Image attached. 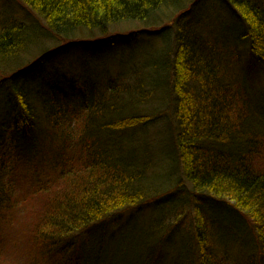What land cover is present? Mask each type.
Segmentation results:
<instances>
[{"label": "trees", "instance_id": "1", "mask_svg": "<svg viewBox=\"0 0 264 264\" xmlns=\"http://www.w3.org/2000/svg\"><path fill=\"white\" fill-rule=\"evenodd\" d=\"M14 1L24 11L23 19L59 41L54 52H46L30 66H21L40 30L17 18L0 20V69L14 67L9 77L2 76L0 89L5 90L6 110L16 113L17 132L28 146V153H24H32L36 132L58 139L54 155L46 153L37 159L52 165L45 179L33 182L30 190L41 202L38 206H42L43 222L33 231L42 243L45 241V250L61 240L71 243L97 227L103 237L92 246L98 264L100 255L109 264H145L148 259L153 264L161 255V238L149 240L144 251L133 254L123 249L121 241L105 250L116 215L157 200L144 183L154 158L149 148V126L153 128L162 114L145 111L142 106L161 101L160 107L173 109L174 126L170 122L167 130L158 131L155 143L161 144L162 150L164 144L172 150L173 168L181 169L196 197L214 202L216 216L235 214L238 230L248 235L243 247L251 246L254 252L250 264H264V166L258 164L264 155V132L259 130L261 122L252 119L248 100L241 99L236 87L225 83L227 67L221 68L211 49L208 51L212 53L206 51L207 46L213 48L210 39L184 22L201 0ZM221 2L238 18L240 40L248 45L250 58L262 65L264 0ZM167 8L177 11V48L162 57L158 66L156 62L153 84L151 76L138 72L136 80L130 82L112 75L109 68L127 56L118 48H130L132 55L139 45L138 33L113 32V27L129 22L151 26L149 21L160 18L161 10ZM145 31L148 36L154 33ZM82 34L93 39L79 38ZM81 49L91 60L97 58V51L108 52L106 64L91 67L88 63L75 78L46 70L52 56L72 55ZM28 78L33 79L17 87L19 81ZM5 193L0 190V222L8 225L14 205L3 202ZM36 217L40 219V215ZM180 221L177 218L176 227L168 233V242L176 231L181 233ZM216 222L212 224L198 210L191 228L193 247L183 245L182 240L174 244L175 251L180 248L183 253L182 264L189 262L191 254H197L199 264H226L227 259L220 257L223 251L217 249ZM126 237L133 241L130 234Z\"/></svg>", "mask_w": 264, "mask_h": 264}, {"label": "rangeland", "instance_id": "2", "mask_svg": "<svg viewBox=\"0 0 264 264\" xmlns=\"http://www.w3.org/2000/svg\"><path fill=\"white\" fill-rule=\"evenodd\" d=\"M193 1L195 0H187V3ZM176 15L175 9L167 8L161 10L160 18L149 21L151 26L129 22L113 27V32L138 33L136 39L139 45L138 48H134L136 54L132 55H129L133 51L130 48L128 50L118 48L120 54L127 56L120 57L117 61L118 65L109 68L111 74L118 79L125 77L130 82L135 81L134 77L140 73L151 76V84H153L157 79L156 62L158 66L160 62L162 63V57H165L169 51L176 52L178 36V28L175 25ZM24 16V11L14 0H0V20L17 18L29 28L40 30L37 31L36 41L30 46V51L22 58L21 66H30L46 52H54L53 50L59 46V41L47 37V33L43 31L44 28L42 30L26 21L23 19ZM237 19L221 0H201L195 13L185 18L184 22L197 34L210 39L213 48L207 46L206 51L212 53L209 52L211 49L216 55L215 61L221 64V68L227 67L225 83L236 87L241 99L248 100L251 105L252 119L255 117L256 123L261 122L262 127H259L261 128L259 130L264 132V63L260 65L250 58L248 45L240 40L242 26ZM146 29L154 32L152 36L144 35ZM82 36L79 38L93 39L88 37V34H82ZM82 50L84 49L73 51L72 55H69L71 53L69 52L52 56L45 64L46 70L75 78L88 67V63L91 67L106 64L108 52L97 51L94 53V57L97 58L91 60L88 59L89 54L83 53ZM13 69L14 67L0 69V81L2 76L9 77ZM30 79L33 78L19 81L17 87ZM60 80H64L63 77ZM4 95L5 90L0 89V190H5L2 200L4 203L14 205V213L8 225L0 222V262L3 264H86L90 261V264H98L92 246L98 244V240L103 238L101 228L92 227L89 232L81 233L71 243L65 240L54 242L50 248H46L48 250H45V241L42 243V240L34 233L33 229L41 227L43 220L42 206H38L41 202L30 194L31 184L36 183L39 178L45 179L44 175L49 173L48 167L52 165L38 162L37 159L46 153L54 155L58 139L47 135L46 132H36L32 139L35 146L32 148V155H26L24 153L28 151L27 143L24 145L26 140L24 142L17 132L20 126L15 125L16 113L6 110ZM160 103L161 101H153L142 106L145 111L157 110L162 114L161 120L155 122L153 128L149 126L148 139L151 143L149 148L154 158L144 183L149 192L153 190L152 196H157V200L134 211L116 215V223L109 229L105 250L109 251L121 241L123 249L130 250L133 254L144 251L145 243L149 240L161 238L164 240L162 253L155 258L153 264H182L180 261L183 259V253L180 248L175 251L174 244L176 240H182L183 245L193 247L190 244L191 228L200 210L212 224L217 221L215 223L217 240H219L217 249L223 251L220 257L227 259L226 264H248L254 252L251 246L243 247L248 235L238 230L239 224L235 214L225 212L223 215L216 216L218 212L214 202L196 197L190 190L191 185L183 179L181 169L173 168L175 161L171 156L172 150L166 148V144L162 150L161 144L155 143L158 131L162 132L164 128L167 130L170 122L174 126L173 109L167 106L162 108ZM178 164L179 162L176 166L180 165ZM258 164L264 166V155ZM199 202L203 203L198 204ZM38 215L40 219L36 217ZM177 218L181 220V233L176 231L178 236H171L168 242V233L176 227ZM131 229H134V232L130 231ZM127 234L133 237V241L127 240ZM223 234L233 237H224ZM188 260L189 262L185 264H199L197 254L195 256L191 254ZM100 264H109V260L100 255ZM145 264H151V260L148 259Z\"/></svg>", "mask_w": 264, "mask_h": 264}]
</instances>
